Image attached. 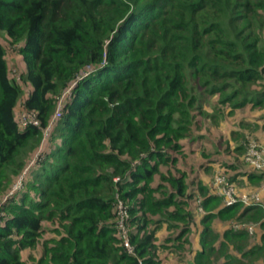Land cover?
<instances>
[{
  "label": "trees",
  "instance_id": "obj_1",
  "mask_svg": "<svg viewBox=\"0 0 264 264\" xmlns=\"http://www.w3.org/2000/svg\"><path fill=\"white\" fill-rule=\"evenodd\" d=\"M0 35V264H32L20 251L56 218L70 221L37 264H264V234L250 245L246 230L213 227L264 229V207H226L177 167L186 144L209 149L196 140L199 121L218 123L209 98L230 115L264 89V0H0ZM8 51L23 59L27 97ZM72 85L25 189L9 195ZM21 103L40 128L20 127ZM246 173L259 188L264 173ZM198 198L207 214L196 250Z\"/></svg>",
  "mask_w": 264,
  "mask_h": 264
},
{
  "label": "crops",
  "instance_id": "obj_2",
  "mask_svg": "<svg viewBox=\"0 0 264 264\" xmlns=\"http://www.w3.org/2000/svg\"><path fill=\"white\" fill-rule=\"evenodd\" d=\"M4 39H5V43L4 42L2 43L6 44L5 35H4ZM11 53H13L15 56H18L15 59L21 61L22 67L24 68L25 71L26 68L22 57L13 51ZM8 63L10 65L9 61ZM263 85H264V80H263ZM27 91L30 93L31 87L26 86L24 89V93H26ZM257 92H258L257 96L253 98L251 103H249L246 107L236 110L230 115H227L220 122L221 125L218 128L217 126L207 124L204 127L205 129L202 130L199 129V131L196 134L197 136L196 140H201L202 142L207 143L206 145L209 147V149L205 150L206 148H208L207 146H205V148H203L205 151H197L194 146H192V149L189 148V145L186 144L189 142L186 141L183 142L184 144H186V149L184 155H182L181 153L178 155L179 161L177 162L178 163L177 167L182 172H184L187 177H190L195 172L196 174H199L198 177L201 184L206 188H209L210 185L208 184L207 186L204 183L201 173L205 172L206 175L213 174L214 172H217L220 169L219 163L221 164L224 163L225 166H227L229 169V173L232 177V180L236 182L239 188L247 187L248 190L245 191L251 192L253 191V188H255V186L259 185L253 179L251 180L248 177L246 173L247 166L243 161V154L245 153V142L247 140V137L252 135L253 137L257 138L258 129L260 130L259 138L264 145V89L262 90L259 89L257 90ZM19 111H20V104H18L15 109L16 115L19 113ZM228 116L231 117L227 118ZM228 119L233 120V122L229 124ZM225 129L226 132H224ZM206 135L209 136L208 140H206ZM194 144H196V142ZM210 181H212V178ZM210 181L209 183L212 184L213 181L212 182ZM262 183H264V177L262 179ZM209 189L211 190V188ZM202 219H203L202 216H199L197 218V223L195 227L196 228L200 227V230L199 232L197 231V233L194 234L192 237L196 250H199L201 247L200 239H201V233L203 231V226L201 224ZM233 222L229 221L224 223L232 224ZM257 225L260 227V224ZM260 230H261V234L258 237V241L256 240L255 242H253L250 238L249 239L250 245H255L256 243L257 244L260 243L261 237L264 234V229L260 227ZM215 232H217L218 234L224 233V232L220 233L217 230H215Z\"/></svg>",
  "mask_w": 264,
  "mask_h": 264
},
{
  "label": "built area",
  "instance_id": "obj_3",
  "mask_svg": "<svg viewBox=\"0 0 264 264\" xmlns=\"http://www.w3.org/2000/svg\"><path fill=\"white\" fill-rule=\"evenodd\" d=\"M23 88L21 83V78L19 75L14 78ZM73 86L68 89L57 101V109L52 118V122L50 125L44 129L43 131V143L40 150L37 152L36 156L29 161L26 168L17 178L15 184L12 187L9 195L13 196L18 192H21L25 189V183L28 176L31 174L33 168L36 166L39 161L41 154L46 149V142L51 138L54 128L60 121L63 116V110L66 106L67 100L71 94ZM25 88H23L24 91ZM26 97L29 95L27 91L24 93ZM17 122L20 127L24 129H28L30 127H41V121L38 117V113L34 111L26 110L25 106L20 104V111L16 115ZM248 142V141H247ZM244 163L249 167L250 170L264 173V145L259 143L256 139L249 140L248 143L245 144V154L243 156ZM211 191L214 195L223 199L224 206L230 207L235 204H242L244 207H255L262 206L264 207V185L259 189L253 190L251 192H242L237 188L234 184L231 183L229 177L225 174L223 169H219L217 172L214 182L212 184ZM6 200V199H5ZM203 199L198 198L196 201V212L200 215H206V211L202 206ZM1 209V208H0ZM128 217L127 211L125 209H120V221L118 225L119 236L126 244V246L133 251V248L130 246V239L128 229L125 224V220ZM257 224L252 223H244V222H235L232 224V229L234 231L246 230L249 234H253L255 232Z\"/></svg>",
  "mask_w": 264,
  "mask_h": 264
},
{
  "label": "rangeland",
  "instance_id": "obj_4",
  "mask_svg": "<svg viewBox=\"0 0 264 264\" xmlns=\"http://www.w3.org/2000/svg\"><path fill=\"white\" fill-rule=\"evenodd\" d=\"M0 40L2 41V42H4L5 43V39H4V35H0ZM12 51H8V53H7V56H8V58H9V62H10V68H11V74H12V77L13 78H16V76L17 75H19L20 76V78H21V83H22V85H23V88H25L26 87V84L23 82V77H24V75H25V71H24V68L22 67V64H21V61H18V60H16L15 58L16 57H18V56H15L13 53H11ZM261 84H263V81L261 82ZM208 100H210V104L211 105H208L207 107H206V114L207 115H209V117L211 116V115H215V116H217V118H218V120H216V123L217 124H213V120L212 119H210V118H207L206 119V121H199V124L201 123V128H200V130H202V129H205L204 127L207 125V124H210V125H214V126H217V128L221 125V121L228 115V113L230 112V109L229 108H226V107H221V106H219L218 104H216V102H217V100H218V97L216 96V97H211V98H209ZM225 113V115H223V116H221V115H219L220 113ZM229 117H231V116H228L227 118H229ZM236 117V116H235ZM235 117H234V119H235ZM198 119V118H197ZM232 119V118H231ZM231 119H228V121H229V124H231L232 122H233V120H231ZM199 120H203V118L202 117H200L199 118ZM199 124H198V126H199ZM259 129H258V136H257V138H255V137H253L252 135L251 136H248L247 137V140H246V142H245V144L246 143H248L249 142V140H251V139H256L259 143H261L262 145H263V143L261 142V140H260V138H259ZM198 132V131H197ZM224 132H226V129H225V131ZM208 138H209V136L208 135H206V140H208ZM187 142H189V141H191V139H188V140H186ZM248 141V142H247ZM209 148V147H208ZM220 169H222V167H220ZM226 170V169H225ZM246 170H249V167L247 166V168H246ZM219 171V170H218ZM217 171V172H218ZM217 172H214L213 174H208V175H206L205 174V172H203V173H201L202 174V177H203V180H204V183L208 186V184L210 185V187L209 188H212V184H213V182H214V178H215V176H216V174H217ZM227 175L228 176H231L230 175V173H229V170H227ZM205 174V175H204ZM198 175L199 174H196L195 172L190 176V178H189V180L187 181V183L188 184H191L192 182H193V180L194 179H196V178H199L198 177ZM211 178H212V181H210L211 180ZM159 179V178H158ZM157 179V180H158ZM209 181L210 182H212V184L211 183H209ZM261 186L260 187H262V185H264V183H262V184H260ZM259 187V188H260ZM259 188H253V190H256V189H259ZM238 189H240L241 191H245V190H248V188L246 187V188H238ZM21 192H23V190L21 191ZM21 192H18V193H16V194H20ZM246 192V191H245ZM55 221H45L44 222V224H43V229H42V232H41V236H40V238H41V241H37L36 243H35V245L33 246V247H28V248H25V249H23V250H21L20 251V254H19V256H20V259H23V260H25L26 262H28V263H32V264H34V263H38L42 258H45L46 257V253H45V248H46V245H45V243L46 242H48V241H51V240H59L61 237H62V224H68V222L70 221L69 219H62V220H59V219H54ZM244 223H249V222H244ZM233 224V223H232ZM232 224H230V223H222V221L220 220H217V221H215L214 222V224H213V227H214V229L215 230H217L218 232H220V233H223L225 230H228V229H230V228H232ZM252 224H254V223H252ZM199 230H200V227H198V228H194V232H193V235L194 234H196L197 233V231L199 232ZM248 233V232H247ZM261 234V230H260V227L257 225L256 226V229H255V232L253 233V234H249L248 233V235H249V239L251 238V240L253 241V242H255L256 240L258 241V237H259V235ZM196 237V236H195ZM195 241H196V239H195Z\"/></svg>",
  "mask_w": 264,
  "mask_h": 264
},
{
  "label": "clouds",
  "instance_id": "obj_5",
  "mask_svg": "<svg viewBox=\"0 0 264 264\" xmlns=\"http://www.w3.org/2000/svg\"><path fill=\"white\" fill-rule=\"evenodd\" d=\"M206 214H207V212H206Z\"/></svg>",
  "mask_w": 264,
  "mask_h": 264
}]
</instances>
